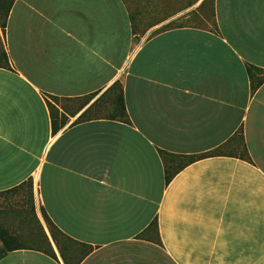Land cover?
<instances>
[{"label": "crops", "instance_id": "1", "mask_svg": "<svg viewBox=\"0 0 264 264\" xmlns=\"http://www.w3.org/2000/svg\"><path fill=\"white\" fill-rule=\"evenodd\" d=\"M0 230V264H264V0H0Z\"/></svg>", "mask_w": 264, "mask_h": 264}, {"label": "rangeland", "instance_id": "2", "mask_svg": "<svg viewBox=\"0 0 264 264\" xmlns=\"http://www.w3.org/2000/svg\"><path fill=\"white\" fill-rule=\"evenodd\" d=\"M179 23L174 22L170 26L178 25ZM166 26V27H170ZM165 27V28H166ZM55 103L60 104L59 100L53 99ZM51 237L53 238V241L55 242L56 246L58 247V251L61 252L65 256H69V254H75L76 257L79 255L78 249H75V247H71L68 239H66L64 236H62L60 233H58L55 229L49 228ZM36 241H24L23 243H18V244H25V245H32L36 247L42 248L44 251L48 253H54V248L52 246V243L49 240L48 235H46L42 230L39 233L38 236L34 237Z\"/></svg>", "mask_w": 264, "mask_h": 264}, {"label": "trees", "instance_id": "3", "mask_svg": "<svg viewBox=\"0 0 264 264\" xmlns=\"http://www.w3.org/2000/svg\"><path fill=\"white\" fill-rule=\"evenodd\" d=\"M121 108L123 109V111H125L124 105H121ZM50 227L53 228L52 226H50ZM53 229H55V228H53ZM0 239L2 240L3 247H4L0 251V258H2L4 255H6L9 251H12V250L18 248L17 245H13V244L10 243L11 239H10L9 234L6 231L0 230Z\"/></svg>", "mask_w": 264, "mask_h": 264}]
</instances>
